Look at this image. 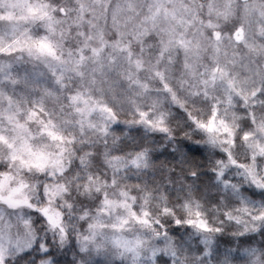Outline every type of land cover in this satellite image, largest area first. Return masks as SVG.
Returning <instances> with one entry per match:
<instances>
[{
  "label": "clouds",
  "instance_id": "obj_1",
  "mask_svg": "<svg viewBox=\"0 0 264 264\" xmlns=\"http://www.w3.org/2000/svg\"><path fill=\"white\" fill-rule=\"evenodd\" d=\"M0 264H264V0H0Z\"/></svg>",
  "mask_w": 264,
  "mask_h": 264
}]
</instances>
